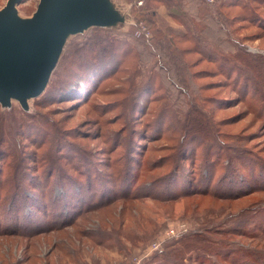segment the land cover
Masks as SVG:
<instances>
[{
	"label": "rangeland",
	"instance_id": "1",
	"mask_svg": "<svg viewBox=\"0 0 264 264\" xmlns=\"http://www.w3.org/2000/svg\"><path fill=\"white\" fill-rule=\"evenodd\" d=\"M111 1L126 22L110 31L121 32L120 38L129 47L153 39L155 29L147 22L144 0ZM216 1L203 0L208 6ZM6 2L0 0V9ZM38 2L23 0L17 6L19 14L30 16ZM233 2L244 7L261 2L253 16L234 8L232 13L244 14L247 19L241 24L244 28L234 31L231 39L240 41L236 46L242 48L243 54L255 61L259 59L264 68V26L260 19V15L264 16L263 0ZM154 3L155 26L179 29L167 16L166 8ZM76 38L72 37L68 44ZM198 57L193 54L189 61ZM124 58L126 61L120 62L117 72L100 81L96 91L83 100L68 96L44 101L41 94L29 102L28 111H23L15 101L9 109L0 107V215H7L8 223L16 217L12 205L26 195L32 196L31 185L36 180L44 192L41 201L49 200L48 190L55 196L62 192L56 182L85 184L88 176L92 188L87 192L100 188L109 201L115 195L125 194L117 182L120 167L133 142L143 143L136 147L141 163L137 166V182L133 180L129 187L133 199L120 198L98 209L101 204L97 203L105 198L93 196L89 200L93 204L72 225L55 230L25 233L2 224L0 264H136L135 258L139 260L137 264H229L227 258L214 255L202 254L201 260L197 259L195 250L183 252L182 258L176 255L177 251L172 252L170 261L157 256L168 239L175 238L165 234L177 224L187 226L183 233L197 232L201 227L221 232L235 230L238 236L224 233L214 236L232 240L230 246L222 249L230 261L233 251H240L239 248L260 252L264 257V240L253 241L240 235L243 231L254 233L264 228V189L238 200H222L212 194L177 201L158 198L164 195L163 174L177 168L178 174L189 177L196 173L193 166L197 167L202 159L213 160L212 169L218 175L215 183L223 180L226 172L234 174L240 164L254 174L260 165L264 171V78L242 71L241 74L248 75L247 89L242 79L236 89L232 82L218 83L225 81L221 75L208 77L206 72L216 71V66L204 60L189 71L198 73L199 78L183 84L182 75L188 72L183 65L164 71L148 70L150 63L141 62L143 70L141 67L131 70L129 55ZM62 73V69H55L49 84L57 85V77ZM141 88L147 92L135 105L138 98L135 90ZM152 121L158 124V136L136 140L137 130ZM179 155L192 158V165L180 164ZM229 158L236 168L231 162L228 164ZM182 166H187V171ZM95 170L103 174L112 191L97 186L99 178ZM22 203L17 206L21 211ZM23 210L28 214L27 207ZM3 217L0 216V221ZM39 217L43 219L42 214ZM260 238L264 239V232ZM154 242L160 245L157 250H152ZM173 248L181 249L182 245Z\"/></svg>",
	"mask_w": 264,
	"mask_h": 264
},
{
	"label": "trees",
	"instance_id": "2",
	"mask_svg": "<svg viewBox=\"0 0 264 264\" xmlns=\"http://www.w3.org/2000/svg\"><path fill=\"white\" fill-rule=\"evenodd\" d=\"M233 1L217 0L214 5L208 6L203 0H144L143 7L147 10V22L155 29L153 39L140 44L138 47H129L120 38L121 32L94 29L86 35L76 36V40L71 41L66 47L61 61L56 68L57 70H63L62 75L59 78L57 77L59 83L57 85H50L48 82L46 89L42 93V99L44 101L46 99L57 101L58 99L70 96L77 98L76 101L83 100L87 95L93 94L102 81L110 78L117 72L120 62L122 60L123 62L126 61L124 58L126 55H129V68L131 70L137 67H141L140 69L143 70L142 67L144 65L140 64L141 62L150 63L148 70L154 68L163 70L183 65V68L188 70V72L182 75L183 84L189 83V80L199 78L198 73H190L189 71L205 60L216 66V71L210 70V73L206 72L209 74L208 77L212 78L221 75L225 78V81H219L218 83L225 85L226 82H229V84L232 82L236 89L240 79H242V85L247 89L249 82L247 79L248 75H243L240 72H248L252 77L254 74H258L260 78H264V68L260 64L259 59L255 61L249 59L248 55L243 54L242 48L236 46L240 41L231 39L234 31L244 28V25L241 24L247 19L244 18V14L232 12L234 8H241L240 10L243 13L246 11L247 14L249 13V16L256 15L255 13L257 9L259 11L261 2L257 5H245L246 7H244V5L234 4ZM154 2H158L166 8L167 16L179 26V29H174L168 25L155 26L156 12L154 10ZM262 4L264 5V0ZM254 17L256 18L257 16ZM260 19L262 21L261 25L264 26V16L260 15ZM234 24L238 27L233 28ZM193 54H198L199 57L190 62L189 58ZM240 67H245L248 70L240 69ZM180 77L179 80H181ZM146 92L147 89L144 88L135 90V94L137 93L138 96L135 105H137V101H140ZM157 131L158 124L156 121L146 122L144 126L137 130L136 140H145L148 137L158 136L156 134ZM133 143L134 146L128 155L124 157L119 170L121 173L118 175L120 179L117 181L119 182L120 190H124L125 194L115 195L114 199L109 201L110 199H106L107 197L99 191L100 188L87 192V190L92 188L89 182L91 181L90 176H88L86 179L87 183L85 184H79L78 182L77 184H73L67 181L66 185H64V183L56 182L57 186L59 185L62 188V192L58 196H55L48 190L49 200L41 201L44 192L40 188V183L36 180L31 185L34 187L30 190L33 191L32 196L26 195L19 203L12 205L15 208L16 217L10 218L11 221L8 223L6 222L7 215L3 217L2 214L0 216L3 217V221H0V225H10L12 230H17V232L25 231V233H35L39 229L47 231L55 230L66 226V224L72 225L77 217L93 204H90L89 201L93 196H97L100 199L105 198L104 201L97 203V205L101 204L98 209L106 207L120 198L126 200L130 197L133 199L129 194V187L133 180L136 181L135 178L138 176L137 166L141 163V155L136 147L143 145V143H138L137 141ZM219 151H223V149L220 148ZM177 159L180 164L183 162V164L187 165L188 162L189 166L192 165V158H182L179 155ZM228 161L229 165H231L230 162L232 165L235 163L231 158ZM235 164L232 167L236 168ZM212 166H214L213 160L202 159L197 164V167L193 166L197 170L196 173H192L189 177H186L184 173L178 174L179 170L177 168L173 169L172 173L163 174L161 178L164 182V195L158 198L170 197L173 201H177L179 199L192 198L193 196L200 197L212 194L219 196V199L222 200H238L248 193L264 189V174L262 173L264 171L261 169V165L258 166L254 174L252 170H246L240 164L235 169L234 174L226 172L223 175V180L216 183L214 180H216V176L218 175L214 174ZM186 168L187 166L183 167L185 171H187ZM134 169L136 171L133 172ZM183 169L182 171L184 172ZM95 174L97 175V179L99 178V185L97 186L104 187L106 191H112V188L108 189L109 184L104 181L103 174L97 170H95ZM99 175L100 177H98ZM212 182L214 183L213 189V186L211 187ZM118 196L121 197L117 198ZM20 203H22L21 206L23 208H28V214L25 213L23 208L21 211V207H17ZM39 214H42L43 222ZM199 224L205 223L201 222ZM209 229L208 227H201L197 232H182L177 234L175 238L168 239L170 241L166 240L168 244L165 243L166 245H163V251L159 252L157 256H163L166 260L170 261L171 259L168 257H171L172 252L177 251L176 255L182 258L183 252L195 250L198 253L196 255L197 259L200 260L203 257L202 254H204L214 255L220 259L227 258L229 264H264V257L260 252L243 248H239L241 253L240 251H233V258L230 261L228 253H222V249L230 246L232 240H230V237L226 238L228 240H224L214 236L223 235V233L225 236L237 235L236 231L221 232L218 229L214 231ZM256 230L254 233L243 231L240 235L245 238H251L253 241H263L264 239L260 238V235L264 232V228ZM177 244H181L182 248L174 249L173 247Z\"/></svg>",
	"mask_w": 264,
	"mask_h": 264
},
{
	"label": "water",
	"instance_id": "3",
	"mask_svg": "<svg viewBox=\"0 0 264 264\" xmlns=\"http://www.w3.org/2000/svg\"><path fill=\"white\" fill-rule=\"evenodd\" d=\"M23 0H7L0 9V107L13 101L23 111L41 95L72 37L91 29L115 30L125 16L111 0H39L21 16Z\"/></svg>",
	"mask_w": 264,
	"mask_h": 264
},
{
	"label": "built area",
	"instance_id": "4",
	"mask_svg": "<svg viewBox=\"0 0 264 264\" xmlns=\"http://www.w3.org/2000/svg\"><path fill=\"white\" fill-rule=\"evenodd\" d=\"M207 2L209 3H212L213 0H206ZM147 36V35H146ZM187 231L188 228L185 224H177L173 227H171L165 234V236H168V237H173V236H176L177 234L181 233V232H184V231ZM159 243L157 242H154L152 243V250H157L159 248ZM134 261L136 262V264L139 262L138 259H134Z\"/></svg>",
	"mask_w": 264,
	"mask_h": 264
}]
</instances>
